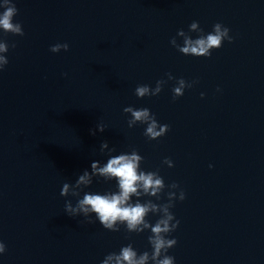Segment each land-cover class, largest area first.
I'll return each mask as SVG.
<instances>
[{
  "label": "clouds",
  "instance_id": "obj_1",
  "mask_svg": "<svg viewBox=\"0 0 264 264\" xmlns=\"http://www.w3.org/2000/svg\"><path fill=\"white\" fill-rule=\"evenodd\" d=\"M0 30L4 33L23 36L24 31L22 24L14 22V17L18 14V9L13 0H0ZM195 32L199 35L193 39L190 33ZM182 38V44L177 43V38ZM176 37L170 40V44L177 49L178 52L185 56L205 57L209 58L213 50L220 49L225 41L233 42L230 35V29L221 23H215L212 31L204 33L198 21H193L189 25L188 32L183 29L177 31ZM12 47H15L13 44ZM63 49L67 51L69 45L67 43H57L51 46L50 51L58 53ZM9 51V45L6 41L0 40V72L4 71L9 60L6 53ZM168 80L176 79L171 73L166 74ZM166 80H157L155 87L147 84L138 85L135 88V95L138 98L157 96L163 90ZM197 81L188 82L183 78L176 79L175 86L172 88V99L184 95L186 88H192ZM219 91V89H217ZM204 93H201V98ZM124 113L130 114L128 119V127L132 128L137 124L146 125L144 135L149 140H158L166 135L170 130L167 124H159L155 115L148 108H134L132 106L125 107ZM96 130L103 132L105 125L99 123ZM96 130H90L92 135L96 134ZM107 152L109 158L106 163L101 164L100 161L91 163V170H84L78 176L75 183L65 182L61 188L60 195L62 197L72 196L77 198L75 205L71 200H66L64 211L70 217L83 216L87 224H92L95 220L103 226L104 229L119 232L121 226L127 233L140 234L150 231L148 243L152 251H144L138 254L131 243L122 246L119 252H111L107 254L100 264H174L175 258L168 255V250L177 244L175 238H168L174 232L180 221L175 219L171 209L175 206L178 199L183 201L185 192L179 190V194L174 191L180 186L173 182L166 185L164 178L159 175L158 171L141 170L143 157L133 149L130 153H120L111 155L115 152V148H109L108 142L103 141L100 145V153ZM163 164L169 168L173 167V161L165 158ZM209 167H212L209 165ZM94 178H102L105 182L116 181L117 191H108L104 193H96L84 191L93 184ZM168 188L167 202L156 203L152 199L141 202L142 197H154L157 201L161 199V193ZM83 196L81 198V193ZM136 198L133 200V198ZM158 216L159 218L153 224L149 221V215ZM6 252V245L0 241V254Z\"/></svg>",
  "mask_w": 264,
  "mask_h": 264
}]
</instances>
